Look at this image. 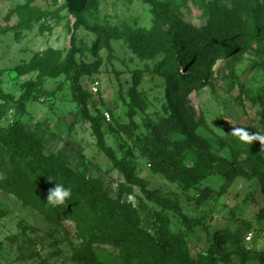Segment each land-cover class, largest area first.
<instances>
[{
  "label": "rangeland",
  "instance_id": "374dc122",
  "mask_svg": "<svg viewBox=\"0 0 264 264\" xmlns=\"http://www.w3.org/2000/svg\"><path fill=\"white\" fill-rule=\"evenodd\" d=\"M157 1L178 20L176 46L183 52L195 50L197 65L205 72L204 82L190 93L184 91L185 100L176 106L185 127L189 128L187 117L197 125L195 135L201 147L182 143L185 134L172 132L167 125L168 106L176 105L177 87L174 83L169 92L154 67L163 60L158 40L168 26L146 0H90L81 16L83 26L77 28L64 0H0V127L17 122L29 130L38 126L46 155H65L72 170L85 169L87 178L99 179L111 198L120 196L123 176L97 149L89 124L79 118L69 81L64 75L42 76L51 64L61 65L67 59L73 40L76 60L87 72L79 84L91 93L89 112L100 121L108 113L109 120L104 117L101 122L105 143L116 158L130 161L135 175L147 182L149 190L177 206L188 224L198 222L213 236L229 230L245 248L264 251V177L252 174L244 155L233 157L234 145L241 143L233 129L264 131V105L251 99H264V62L257 58L253 45L218 55L216 38L208 37L214 31L212 21L220 32H230L249 15L256 16L263 27L264 0ZM220 17L229 18L217 23ZM137 36L149 42L148 53L133 50L131 43ZM237 37L233 35L230 41ZM259 38L264 41V34ZM256 41L251 37L250 44ZM194 45H199L198 50ZM260 54L264 58V50ZM39 77L44 81L41 90L21 110L17 101L24 84ZM134 77H139L137 86ZM95 81L98 92L92 94ZM148 140L170 149L188 167L197 166L199 154L205 156V175L195 187L185 189L154 173L144 151ZM7 159L0 155V264H79L73 259L81 244L79 223L72 219L55 223L5 190L1 164ZM229 162L235 171L220 173L218 166ZM132 189L120 197L141 208L142 228L154 233L150 214L161 209L137 187ZM164 215L170 219L172 232L183 231L193 245L207 248L200 225L186 230L177 214L164 211ZM93 249L99 264H122L113 256L118 251L110 246Z\"/></svg>",
  "mask_w": 264,
  "mask_h": 264
},
{
  "label": "trees",
  "instance_id": "16d2710c",
  "mask_svg": "<svg viewBox=\"0 0 264 264\" xmlns=\"http://www.w3.org/2000/svg\"><path fill=\"white\" fill-rule=\"evenodd\" d=\"M146 1L152 6L157 18L168 26L166 35L158 40L164 54L163 60L154 67L156 74L166 80L169 92L172 91L174 83L177 87L174 95L176 105L174 107V103L171 102L168 106L170 115L167 118V125L172 132L185 134L182 143L201 147V141L195 135L197 125L187 117L185 123L189 128L185 127L181 117L178 116L179 110L176 106L177 103L185 100L184 91L186 94L190 93L204 82L205 72L200 64L197 65V58H194L195 50L183 52L181 47L176 46L178 20L174 13L160 1ZM89 4L90 0H87L85 9L74 21V28L83 26L81 16ZM228 18L220 17L217 23L224 22ZM215 22H211L214 31L209 33L208 37L216 38L218 55L228 54L241 45H253L257 58L264 62L260 54L264 50V41L259 38L264 34V25L262 27L261 21L256 16L246 15L245 20L239 22L241 26L230 32H220ZM233 35H238L239 40L230 41ZM251 37L257 39L253 44H250ZM105 45L110 50L109 41H106ZM131 45L137 53H148L149 42L142 36L135 37ZM198 48L199 45H194V49L198 50ZM75 55L76 50L72 40L67 59L61 65L51 64L43 71L42 76L55 79L64 75L69 81L72 100L78 108L79 118L89 124L97 149L123 176L124 183L120 185V196L131 194L132 188L137 187L148 202L161 209L150 214L155 224L154 233L142 228L141 208L123 202L120 196L117 199L111 198L99 179L87 178L85 169L80 172L72 170L67 165L65 155H46L45 146L37 136L38 126L29 130L22 123L17 122L12 126L0 127V155L8 156V159L1 164L5 169L1 181L2 187L22 204L38 210L55 223L62 220H76L79 223L81 244L74 250L73 259L79 264H99L93 247L100 245H108L117 250L118 254L114 252L113 256L116 254L115 258L122 264H264V251L245 248L237 234L223 229L218 235L213 236L198 222L188 224L187 218L177 206L166 201L158 192L149 190L147 182L135 175L130 161L116 158L112 149L105 143L106 131L101 122L102 120L105 122L104 117L100 121L98 115L93 116L89 112L88 101L92 98L91 93L84 91L79 84L81 77L87 72L77 62ZM43 83V79L39 77L24 84V91L17 101L21 110H24L25 104L41 90ZM133 83L137 86L139 77H134ZM251 99L264 105V99L260 97H251ZM249 132L264 134V131ZM234 148L233 157L244 155L251 166L252 174L264 177V145L257 141H252L250 144L241 142L234 145ZM144 151L154 173L162 174L168 180L181 184L185 189L195 187L207 170L206 157L200 154L197 166L188 167L170 149L153 140H148ZM218 171L231 174L235 168L229 162L218 166ZM31 174L35 178H32ZM49 177L53 179L52 183L48 181ZM54 181L72 190V195L65 204L56 208L46 203ZM204 193L205 189L201 190L200 195L203 196ZM164 211L177 214L186 230L200 225L205 232L207 248L201 249L193 245L183 231L172 232L170 219L164 215ZM193 250H195L194 256Z\"/></svg>",
  "mask_w": 264,
  "mask_h": 264
},
{
  "label": "clouds",
  "instance_id": "9594fccd",
  "mask_svg": "<svg viewBox=\"0 0 264 264\" xmlns=\"http://www.w3.org/2000/svg\"><path fill=\"white\" fill-rule=\"evenodd\" d=\"M233 135L238 138L240 142L251 143L252 141H257L261 145H264V134L260 133H250L244 128L233 129ZM50 183L53 182L51 177L48 178ZM72 190L65 187L62 183L54 181V186L49 190L46 203L53 208L62 206L71 197Z\"/></svg>",
  "mask_w": 264,
  "mask_h": 264
},
{
  "label": "water",
  "instance_id": "95a60500",
  "mask_svg": "<svg viewBox=\"0 0 264 264\" xmlns=\"http://www.w3.org/2000/svg\"><path fill=\"white\" fill-rule=\"evenodd\" d=\"M68 16L75 21L77 15L81 13L86 6L87 0H64Z\"/></svg>",
  "mask_w": 264,
  "mask_h": 264
},
{
  "label": "built area",
  "instance_id": "2783aa9c",
  "mask_svg": "<svg viewBox=\"0 0 264 264\" xmlns=\"http://www.w3.org/2000/svg\"><path fill=\"white\" fill-rule=\"evenodd\" d=\"M98 82H94V83H92V85H91V92H92V94H96L97 92H98ZM104 114V117L106 118V120H109V115H108V113H103Z\"/></svg>",
  "mask_w": 264,
  "mask_h": 264
}]
</instances>
